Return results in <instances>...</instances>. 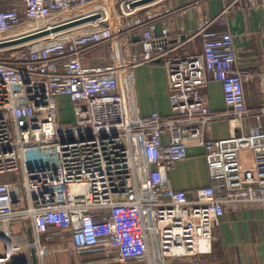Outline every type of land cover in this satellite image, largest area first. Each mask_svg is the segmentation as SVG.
I'll list each match as a JSON object with an SVG mask.
<instances>
[{
    "label": "built area",
    "instance_id": "2783aa9c",
    "mask_svg": "<svg viewBox=\"0 0 264 264\" xmlns=\"http://www.w3.org/2000/svg\"><path fill=\"white\" fill-rule=\"evenodd\" d=\"M133 1L0 0V44L47 31L0 46V175L19 177L16 189L0 180V264H33L23 251L41 256L39 238L53 236L51 227L66 230L76 251H100L119 264H200L226 212L257 207L264 219V105L248 107L249 71L239 66L233 35L211 28L227 24L229 7L198 19L200 53L178 55L169 46L167 14L204 0L177 7L167 0L166 8L152 7L165 0ZM136 36L139 51L130 47ZM118 37L129 48L119 65L84 64V54ZM157 60L167 71L171 116L127 114L118 75ZM211 77L227 112L208 103ZM59 96L72 103L73 122L61 120ZM250 116L256 123L248 132L204 141L209 185L191 192L171 185L168 170L186 157L188 142L203 140L207 125ZM242 150L252 151V166L242 164ZM15 223L29 224L35 240L15 242Z\"/></svg>",
    "mask_w": 264,
    "mask_h": 264
},
{
    "label": "crops",
    "instance_id": "0c3cea01",
    "mask_svg": "<svg viewBox=\"0 0 264 264\" xmlns=\"http://www.w3.org/2000/svg\"><path fill=\"white\" fill-rule=\"evenodd\" d=\"M189 1L177 0L174 5L182 6ZM223 6L229 7L227 24L219 25L215 22L211 28L219 32L229 31L233 35L239 66L249 71L244 78L246 103L250 108H258L264 105V6L249 7L247 0H204L200 8L192 5L186 8L185 12H169V46L173 53L178 55L200 53L201 38L194 34L197 21L202 15L209 18L217 16ZM130 43L133 51H139L137 36L131 38ZM128 49L124 38L118 37L110 44L84 54L83 62L86 65H95L116 61L119 65L120 60L127 56ZM205 90L208 103L215 112L229 111L219 81L211 77ZM118 91L123 95L125 112L129 115L147 116L157 111L163 118L171 116L167 71L161 60L129 67L120 73ZM57 102L60 118L64 121L65 116H61L60 105L69 103L72 111V103L64 96L57 97ZM73 120L74 116L71 122ZM255 123L256 119L250 116L242 118L239 122L220 119L207 125L203 130V140L188 142L186 157L168 170L171 185L175 189L189 192L196 187L209 185L211 179L205 160L204 141L224 138L233 133H246ZM163 140L168 141L169 135L165 134ZM240 158L244 166L254 164L251 150H242ZM9 179L12 178H0L1 181L7 182ZM11 230L14 241L19 244L35 240L32 229H25L21 223L13 224ZM50 232L54 235L46 234L39 238L42 254H35L37 264H119L116 258L106 257L100 251H76L66 230L51 227ZM32 249L23 251V254L33 260ZM199 259L200 264H264V219L261 210L247 206L237 212H226L219 225L214 228L211 252L202 254ZM157 264L182 262L177 259H165Z\"/></svg>",
    "mask_w": 264,
    "mask_h": 264
},
{
    "label": "rangeland",
    "instance_id": "374dc122",
    "mask_svg": "<svg viewBox=\"0 0 264 264\" xmlns=\"http://www.w3.org/2000/svg\"><path fill=\"white\" fill-rule=\"evenodd\" d=\"M166 4H168V2H167V0H165V1H163V2H159V3H157V4H155L154 6H152V7H160V6H166ZM61 106V110H62V112H61V116L63 117V115L65 116V119H64V121L66 122V121H69V122H71V120H72V118H73V116H72V111H71V104H69V103H63L62 105H60ZM71 127L75 130V129H78V127L77 126H72L71 125ZM2 177H9V178H12L11 180L9 179V182L10 183H15L14 185H13V188L14 189H16L17 187H18V182H19V177L18 176H16L15 177V173L14 172H11V173H6V174H1L0 175V178H2ZM16 181H18V182H16ZM17 183V184H16ZM24 227V226H23ZM29 227V224H27V226H25L24 228L26 229V228H28Z\"/></svg>",
    "mask_w": 264,
    "mask_h": 264
},
{
    "label": "water",
    "instance_id": "95a60500",
    "mask_svg": "<svg viewBox=\"0 0 264 264\" xmlns=\"http://www.w3.org/2000/svg\"><path fill=\"white\" fill-rule=\"evenodd\" d=\"M151 1H153V0H134L131 4H132V6H135V5H140V4L148 3V2H151ZM96 17H98V15L89 16V17H86V18H83V19H80V20H77V21H74V22L67 23V24H65L63 26H60L58 28H55L54 30L66 28V27H69V26H72V25H75V24H78V23H82V22H85V21H88V20H91V19H95ZM46 33H47V31L41 32V33H38V34H35V35H32V36H28V37L23 38L21 40L12 41V42H8V43H2V44H0V46H4V45H8V44H14V43L22 42V41H25V40H28V39H32L34 37H37V36L46 34ZM31 240H32V238H31ZM32 252H33V256H32L33 257V264H37L35 252H34L33 249H32Z\"/></svg>",
    "mask_w": 264,
    "mask_h": 264
}]
</instances>
